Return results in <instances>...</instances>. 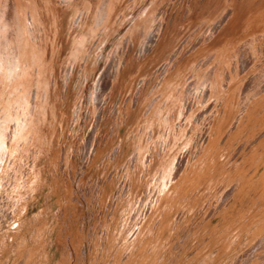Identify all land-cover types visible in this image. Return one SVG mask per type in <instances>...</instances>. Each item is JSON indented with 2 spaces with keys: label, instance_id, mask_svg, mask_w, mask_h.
Returning <instances> with one entry per match:
<instances>
[{
  "label": "bare ground",
  "instance_id": "6f19581e",
  "mask_svg": "<svg viewBox=\"0 0 264 264\" xmlns=\"http://www.w3.org/2000/svg\"><path fill=\"white\" fill-rule=\"evenodd\" d=\"M0 227V264H264V0H0Z\"/></svg>",
  "mask_w": 264,
  "mask_h": 264
},
{
  "label": "rangeland",
  "instance_id": "374dc122",
  "mask_svg": "<svg viewBox=\"0 0 264 264\" xmlns=\"http://www.w3.org/2000/svg\"><path fill=\"white\" fill-rule=\"evenodd\" d=\"M193 26H195V24L193 25ZM185 33H186V31L184 30V33H182V32H177V31H175L174 32V35H175V37H176V42H177V40H179V41H181V39H186V37H187V35H185ZM74 37H76L75 35H74ZM72 38H73V36H72ZM179 38V39H178ZM76 39H77V37H76ZM67 42H68V44L67 43H64L65 45H66V49H65V51L66 52H64V54H63V56H62V59H63V61H61L60 63H59V65H58V68H57V72L59 73V76L60 77H58V80H59V84L60 83H62V84H60L59 86H58V92H57V95H56V98H59L60 99V102H61V104L62 103H64L65 102V99L66 98H69V97H73V100H75V98H74V95L73 94H75V92L77 93V90L78 89H73L72 90V92L71 93H73L72 94V96L68 93H65V91H67V88L64 86V83H65V75H66V73H67V70H68V56H69V50H71V46H72V39H67ZM186 45L187 44H185V45H183V48H184V50H183V52L185 53V51H187V47H186ZM174 49V47L172 46L171 48H169L168 49V51H164V53L163 54H161V55H159V53H160V51L158 52V57L156 56L157 55V52L156 53H152L151 55H150V53H148V52H146V54H141V55H143V56H141V58H139L138 59V61L134 64V67L132 66L131 68H125L124 69V71H125V73H126V78H125V80L123 79L122 80V85L124 86V83H129L130 85L129 86H127L126 88H123L122 87V85H121V83L119 84V85H121V86H119L120 88H121V90L124 92V89H126L127 91H130L131 90V92H133L134 90H135V88L137 89V92H138V96L140 97V98H142V97H144V95H147V98H149V94L150 95H152L153 93H154V90H153V87H157L158 86V84H164L165 82L164 81H166V83L168 84V83H174V80L176 81V79H177V77L180 75V72H181V70H183L184 69V63L186 62L185 60H183V56H184V53L182 54L181 53V56L177 59V60H175V63H174V67L173 68H175V67H178V69H176V70H172V68L169 70L168 69V71L166 72V71H164V72H162L164 69H162V65H164L165 63H166V61L164 60L165 59V57H168V58H170V54H171V52H172V50ZM132 51H133V49H132ZM135 54H137V49H136V52H135ZM133 55V52H129V53H127V55L126 56H132ZM152 58V59H151ZM156 59V60H155ZM171 59V58H170ZM165 61V62H164ZM179 61V62H178ZM66 62V63H65ZM141 62V63H140ZM151 62V63H150ZM162 62V63H161ZM164 62V63H163ZM144 63H145V65H144ZM150 63V64H149ZM154 63V64H153ZM139 66V67H138ZM60 67V68H59ZM158 67V68H157ZM80 67L78 66L77 67V70H75L76 72L77 71H79L80 72V69H79ZM142 68V69H141ZM147 68V69H146ZM157 68V69H156ZM182 68V69H181ZM67 69V70H66ZM161 69V70H160ZM66 71V72H65ZM132 71H133V73H132ZM146 71V72H145ZM148 71H150L149 72V74H151V75H153L149 80H147V82H146V91L144 90V89H142L141 87L142 86H140L139 87V89H138V85H137V87H136V84L140 81L141 82V84L143 83V79L145 78V76L147 75V72ZM135 72V73H134ZM172 72V73H171ZM132 73V74H131ZM140 73V74H139ZM127 74H128V76H127ZM79 75H81V72L79 73ZM77 73L74 75V77L73 78H71V80H70V84L72 85L71 87H75V85L77 84V83H80L81 82V80H82V77H78L79 76ZM143 75V76H142ZM158 75H159V77H158ZM169 77H168V76ZM138 77H139V80H138ZM142 77V78H141ZM81 78V80H79ZM132 78H133V80H132ZM162 78V79H161ZM64 80V81H63ZM160 80V81H159ZM63 81V82H62ZM125 81V82H124ZM127 81V82H126ZM133 83H132V82ZM136 81V82H135ZM170 81V82H169ZM172 81V82H171ZM132 84H131V83ZM75 85H74V84ZM140 84V85H141ZM131 85H133V86H131ZM131 86V87H130ZM169 86H171V85H168L167 86V89L169 88ZM165 87H166V85H164V89H165ZM130 88V90H128ZM154 88V89H155ZM69 90V89H68ZM121 90H120V92H121ZM145 91V93L144 92H142V91ZM130 92V93H131ZM59 93V94H58ZM129 93V94H130ZM117 94H118V90H117V93H116V96H117ZM119 95V94H118ZM76 96V95H75ZM150 98H152V97H150ZM63 101V102H62ZM47 128V127H46ZM45 129V128H44ZM88 130H89V128H88V126H87V129H86V132L85 133H87V134H83L84 136H82V145L84 144L85 145V143L87 142V140L90 138V136L88 135ZM57 131L58 130H56L55 132H54V135L55 136H58V133H57ZM104 133H106V134H104V136H103V138L102 139H99L98 141H99V143H97V145H98V147H97V150H95V155H97L98 153H100V152H104V150L105 151H107L108 149L107 148H103L104 146H106L107 147V144H110V142H109V139H110V137H109V131L107 130V131H105ZM88 135V136H87ZM100 135H102V134H100ZM99 137V136H98ZM98 137L96 136V139L94 140V142L92 141V143L93 144H95L96 145V141H97V139H98ZM108 139V140H107ZM85 140V141H84ZM90 140V139H89ZM107 140V141H106ZM57 139H55L54 140V143H53V145H52V151H55V150H57V151H60V153H62V151H61V149H66V142L64 141L63 142V144H62V148L59 146V143L57 142ZM103 143H104V145H103ZM56 145V146H55ZM131 145H132V143H131ZM109 146V145H108ZM57 148V149H56ZM59 148V149H58ZM76 148V147H75ZM102 148V149H101ZM109 150H110V148H109ZM97 152V153H96ZM127 153L129 154V150H127ZM75 154V153H74ZM63 155L64 154H60V158H58L57 160L58 161H62V157H63ZM72 159V161L74 162L73 164L75 165L73 168H75V170H77L78 169V166L80 165V163H79V161L80 160H78V159H80V158H78V157H76L75 155H73V157L71 158ZM102 161V158L99 160V162H101ZM43 163V160H41V164ZM44 165H45V162H44ZM45 169H47L46 168V166H45V168H44V172H43V176L42 177H44L45 175H47V173H46V171H45ZM92 167L91 168H89V170L91 171V172H89V174H90V176H92ZM78 171V170H77ZM88 174V175H89ZM85 179H86V177H85ZM46 189H48V187H46ZM45 193H46V190H44L42 193H41V197H40V200H42V201H39V202H43L44 200H46V198L44 197V195H45ZM60 195L62 194V192H60L59 193ZM54 198H52L51 199V201L52 202H54ZM70 211L72 212L73 210H72V208H70ZM57 212H58V207H56V205H54L53 207H52V211H51V214H57ZM83 212H84V209L82 208V207H80L79 208V212H76V213H73V217H72V219H73V224H75L76 226H77V224H78V221H79V218H80V215H81V213H82V215H85V214H83ZM34 213V212H33ZM30 215H32V213L30 212L29 213ZM76 215V216H75ZM51 221H53V220H51V215L49 216V220H48V223H47V226H50V223H51ZM61 222V221H60ZM59 222V223H60ZM58 225V224H57ZM0 229H2L1 227H0ZM75 230L76 229H74V232H75ZM51 240H50V239ZM47 239H49V241H50V250H51V252H52V254H53V257H50V259H49V261H48V263L47 264H57L58 262H59V259H60V253L59 252H61V248H62V246H58L57 245V243L55 242V240H53V237H52V234H51V232H49V233H47ZM52 256V255H51Z\"/></svg>",
  "mask_w": 264,
  "mask_h": 264
}]
</instances>
